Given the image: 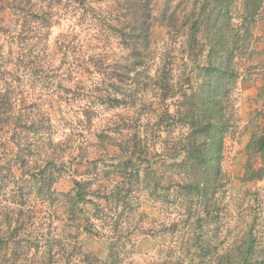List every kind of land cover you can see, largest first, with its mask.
<instances>
[{
    "label": "rangeland",
    "instance_id": "374dc122",
    "mask_svg": "<svg viewBox=\"0 0 264 264\" xmlns=\"http://www.w3.org/2000/svg\"><path fill=\"white\" fill-rule=\"evenodd\" d=\"M116 1L0 0V264H264V156L251 142L264 140V0H231L222 12L236 80L219 83L228 131L208 215L203 197L188 194L182 205L184 183L159 164L179 129L148 138L165 199L152 195L149 177L108 195L122 163L113 144L176 122L180 94L205 80L207 51L189 50L181 27L193 0H172L166 17L158 0L151 51L135 68L120 39L129 17ZM159 74L173 98L158 96ZM77 190L81 203L69 209L65 196Z\"/></svg>",
    "mask_w": 264,
    "mask_h": 264
},
{
    "label": "trees",
    "instance_id": "16d2710c",
    "mask_svg": "<svg viewBox=\"0 0 264 264\" xmlns=\"http://www.w3.org/2000/svg\"><path fill=\"white\" fill-rule=\"evenodd\" d=\"M171 1L163 0L162 6L167 8L164 11L165 13L162 14L164 17H166L167 13L169 14L172 8ZM157 2L158 0H117L115 2L114 10L124 11L121 15L129 17L126 26L120 28V31L126 36L120 34V39L123 45L131 51V63L135 68L143 67L144 63L142 60L146 59L151 51L150 34L154 20L152 13ZM82 4L84 7V1H82ZM230 5L231 0L192 1L190 15L183 22L185 25L181 24V27L188 25L187 29L189 32L184 37L189 50L198 48L204 53L206 50L203 49L207 48L204 56L205 66L200 67L199 73L200 76H204L205 80L196 89L191 90L190 94H180L179 97L180 99L182 98V112L178 113L175 118L176 122H174L173 117H171L172 121H169V123L163 121L161 123L154 122L152 125L153 136L149 137L147 134L134 129L131 137L124 145L120 142L113 144L117 147L119 160L122 163L116 165L118 168L116 177L119 181L116 183L115 189L111 190L108 195H113L112 193L117 190L129 189L133 186V182L138 183L140 179L149 177L150 180L148 179L149 181L146 184L148 187L151 184L153 185L151 187L152 195H157L156 197L162 195V199H165L163 193L156 194L158 191L156 188L154 189L161 181L154 174L159 165L157 164L158 162H155L149 156L151 151L150 146L147 145L148 138L173 135L174 129H179L178 131L180 133L175 137L177 142L174 139L171 140L174 143L172 144L174 148L162 149L159 155L161 159L159 164L166 166V168H172L171 178L179 177L180 181L185 184V186L184 184L181 186V189L185 188V190L179 191L181 197L193 194L197 195V197H203L206 203H210L209 207L204 209L205 215H208L212 205L211 199L214 184L220 181L222 177V170L219 163L224 138L228 131V124L224 120L221 107L216 100L221 90H224L226 86H221L219 83L226 76L227 80L228 77L232 79L231 86L234 85L236 80L233 75H227V73L233 70V68L229 67L234 59V49L226 48L229 44L236 43V41L232 39V41L226 40V36L221 32L225 24L223 23L224 14L222 12L227 13ZM19 12L23 15L21 10ZM212 12L216 13L214 17H212ZM34 13L35 11L32 8H26L25 14L33 17ZM158 16L160 17V15ZM161 23L168 29L169 37L174 39L176 35L173 33L177 30H174L173 24L171 25L170 22H168L169 24H165L164 20H161ZM2 29L0 14V31ZM226 69L228 70L224 71ZM229 83L230 81L228 80L227 85ZM154 84L156 87L158 86V96L161 100L169 99L170 97L173 98L174 93L172 87L166 80L165 75L159 74V78L156 79ZM7 99L8 101L10 100L7 96L1 97V100ZM0 115H2L1 112ZM175 124L177 125L176 128H174ZM119 135H121V132ZM260 137L256 140L251 139V142H255L258 146L256 152L264 156V140L262 136ZM18 159L20 158L18 157ZM142 164H145L144 171H147V174H142L143 170L140 169ZM76 185L80 188V184L77 183ZM164 190L167 191L166 193L169 192L168 189ZM116 195L119 196L118 193ZM81 197V193L78 190L73 196L71 195L69 197L66 195L65 199H70L67 208L72 209L73 207H78L79 203H81ZM181 203L182 205H189L190 198H182ZM2 245L4 246L5 243L0 245L1 248ZM204 251L202 256H204ZM242 261L243 263L247 262L246 256L242 257ZM41 264L45 263L42 262Z\"/></svg>",
    "mask_w": 264,
    "mask_h": 264
}]
</instances>
